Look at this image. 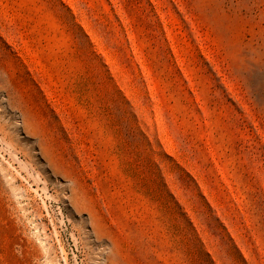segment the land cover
Masks as SVG:
<instances>
[{
    "label": "rangeland",
    "instance_id": "374dc122",
    "mask_svg": "<svg viewBox=\"0 0 264 264\" xmlns=\"http://www.w3.org/2000/svg\"><path fill=\"white\" fill-rule=\"evenodd\" d=\"M0 264H264V0H0Z\"/></svg>",
    "mask_w": 264,
    "mask_h": 264
}]
</instances>
